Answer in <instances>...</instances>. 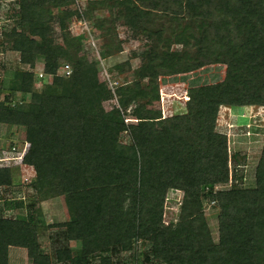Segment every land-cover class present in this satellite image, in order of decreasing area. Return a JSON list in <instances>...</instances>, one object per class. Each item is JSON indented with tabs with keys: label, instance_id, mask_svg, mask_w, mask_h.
Returning <instances> with one entry per match:
<instances>
[{
	"label": "trees",
	"instance_id": "trees-1",
	"mask_svg": "<svg viewBox=\"0 0 264 264\" xmlns=\"http://www.w3.org/2000/svg\"><path fill=\"white\" fill-rule=\"evenodd\" d=\"M14 1L15 23L4 39L28 69L0 80V124L25 129L22 162L34 169L29 185L36 197L25 215L0 214V264H8L11 247L24 249L33 264H264V144L254 187H237L227 138L216 131L220 107H264V0ZM76 2L86 3L84 11L72 9ZM97 8L110 18L94 19ZM74 17L93 22L104 58L121 52L115 22L146 37L145 61L134 80L116 87L110 110L103 104L112 94L99 82L97 64L80 38L66 35ZM52 21L65 32L62 45ZM173 44L182 49L170 50ZM39 59L45 78L37 88ZM210 64L226 66L223 81L190 87L185 113L161 119L152 106L158 78ZM64 65L68 77L59 73ZM114 70L121 74V66ZM14 93L28 97L26 106H11ZM128 116L134 122H125ZM13 173L0 168V187L13 184ZM230 179L228 190L214 191ZM171 191L182 193L180 211L165 223ZM57 197L71 218L50 256L39 243L44 221L36 204ZM205 201L219 209L217 241ZM24 204L4 202L5 209Z\"/></svg>",
	"mask_w": 264,
	"mask_h": 264
},
{
	"label": "rangeland",
	"instance_id": "rangeland-1",
	"mask_svg": "<svg viewBox=\"0 0 264 264\" xmlns=\"http://www.w3.org/2000/svg\"><path fill=\"white\" fill-rule=\"evenodd\" d=\"M16 7L14 0H0V80L16 68L28 69V67L20 65L19 54L11 50L9 42L4 39V33L8 32L15 23L16 16L14 13L17 9ZM85 8V2H76L72 6V9L77 12L84 11ZM117 11L118 9L112 10L114 15L117 14ZM56 13V11H53L52 15L55 16ZM109 13L110 11L107 8H97L93 13V17L94 19H109ZM49 25L53 30L55 42L58 45H62V38L65 32L60 30L55 21H52ZM114 28L118 39L121 41V52L107 58L102 56L104 40L99 36V31L94 28L92 21L89 22L74 17L68 21V30L66 32L68 36L81 39L83 53L90 61L97 64L99 82L105 83L112 94V99L103 104L105 110H110L113 106H116V87L135 79L133 73L145 61V57L141 53L147 44L146 37L139 34L136 36L130 27L121 20L115 22ZM181 49L182 46L179 44L170 46L172 51H180ZM117 65L121 66V74L114 70ZM225 69L226 66L224 65L210 64L185 76L174 75L175 78H172V76L159 77L157 80L159 97L160 92H162L164 108L168 111L167 117L185 113L183 101H177L182 97L183 89L217 82L224 77ZM41 70L42 61L39 59L34 72L39 73ZM145 82L146 80L143 81V83ZM35 86L39 88L41 85L36 83ZM27 99L28 97L23 98L20 93H14L11 96V106H26ZM0 100H2V96H0ZM153 107L158 110L157 103ZM160 116L162 115L160 114ZM128 122H134V119L128 116ZM216 131L224 134L227 138L229 169L230 174H232V181H235L233 183L237 187H254L255 169L264 144V107H220L217 115ZM121 140L123 143H128V138L125 135L122 136ZM25 144L24 128L0 124V168H11L14 172L13 184L9 187H0V214L3 218H16L21 214L25 215L26 205L28 206L31 200L36 197L30 185H27L23 180L26 177H31V166L21 162L23 158L21 161L19 160L20 158L17 159L19 157L17 152L12 151L13 147H16L18 152L22 151ZM229 188L230 184L222 185L221 190H228ZM181 197L182 193L180 191L168 193L164 204V222L170 223L178 220ZM20 199H24V208L16 209L11 207L10 209H5V201L9 200L13 203ZM64 205L66 206V202L64 203V198L62 197L51 199V201L37 202L36 204V209L41 210L44 221V225L39 226L37 230L39 243L41 248L50 256L53 255L54 251V239L59 240V236L54 235L57 231L54 224L63 222V211L67 213L64 210ZM203 207L208 228L213 239L217 241L218 206L215 202L211 204V202L205 201ZM11 248V258L8 251V264H33L24 249ZM120 257L125 260H131V256L128 253H124Z\"/></svg>",
	"mask_w": 264,
	"mask_h": 264
},
{
	"label": "built area",
	"instance_id": "built-area-1",
	"mask_svg": "<svg viewBox=\"0 0 264 264\" xmlns=\"http://www.w3.org/2000/svg\"><path fill=\"white\" fill-rule=\"evenodd\" d=\"M59 73H60V75H62V76H64V77H68L69 75H70V73H71V69L69 68V66L68 65H64L63 67H61V69H60V71H59ZM189 74V73H188ZM36 75H37V78H38V80L40 79H43V78H45V75L42 73V70H41V72H39V73H36ZM185 75H187V74H182V75H176V76H185ZM224 75H225V72H224ZM172 78H175L174 76H172ZM223 79H224V77H222L221 79H219L217 82L215 81V82H212L211 84H215V83H219V82H222L223 81ZM40 80L38 81V83H40ZM161 80H164V79H161ZM161 82V81H160ZM161 84V83H160ZM211 84H207V85H211ZM187 91H188V89H183V92H182V97H180V99L179 100H177V101H183V105H184V107H185V103L188 101V94H187ZM157 103V106H158V110L157 109H155V107H153V109L154 110H157V111H159L160 112V114L162 115L161 116V119H164V118H168L167 117V109H165L164 108V99H163V93L162 92H160V97H159V99L157 100V101H154V102H152V106L153 105H155ZM163 107V108H162ZM171 117V116H170ZM125 122H128V119H126L125 120ZM28 147H29V145L26 143L25 144V147L22 149V151H20V152H18V149L16 148V147H13L12 148V151H16L17 152V154H18V156L19 157H17V159H19L20 161L22 160V158H23V156L26 154V152H27V150H28ZM16 159V158H15ZM22 162V161H21ZM31 170H32V175H31V177H26V178H24L23 180H24V182H26L27 183V185H29L30 183H31V181H32V179L35 177V172H34V169L31 167ZM228 184H230V186H231V184H232V181H231V179L229 180V182H228ZM225 185H227V184H225ZM221 187H222V185H218V186H216L215 188H214V191H218V190H221ZM168 195V194H167ZM166 199H167V197H166ZM21 200H24V199H21ZM214 202H211V204H213ZM179 205H180V201H179ZM166 223V222H165Z\"/></svg>",
	"mask_w": 264,
	"mask_h": 264
},
{
	"label": "crops",
	"instance_id": "crops-1",
	"mask_svg": "<svg viewBox=\"0 0 264 264\" xmlns=\"http://www.w3.org/2000/svg\"><path fill=\"white\" fill-rule=\"evenodd\" d=\"M59 198H61V197H57V199H59ZM63 198V197H62ZM51 201V200H50ZM62 207V206H61ZM63 208V207H62ZM66 207H65V205H64V210L66 211V209H65ZM63 216H64V221L63 222H60V223H55L54 224V227L56 228V232L54 233V235L55 236H59V238H60V236H62L63 235V230H64V228H65V224H66V222H68V220L71 218L70 217V215L68 214V213H64V211H63ZM59 233V234H58ZM54 241H55V245H56V243L59 241H57V239H54ZM55 245H54V250H55ZM71 245V244H70ZM12 250V248H9V253H10V251ZM46 252V251H45ZM54 252V251H53ZM9 256H10V258H11V253L9 254Z\"/></svg>",
	"mask_w": 264,
	"mask_h": 264
}]
</instances>
